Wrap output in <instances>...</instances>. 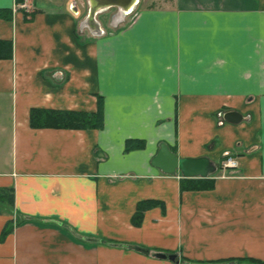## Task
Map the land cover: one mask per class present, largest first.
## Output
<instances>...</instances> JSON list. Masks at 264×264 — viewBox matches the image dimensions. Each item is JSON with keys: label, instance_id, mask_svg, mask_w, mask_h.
Returning <instances> with one entry per match:
<instances>
[{"label": "crops", "instance_id": "0c3cea01", "mask_svg": "<svg viewBox=\"0 0 264 264\" xmlns=\"http://www.w3.org/2000/svg\"><path fill=\"white\" fill-rule=\"evenodd\" d=\"M24 1L0 0L12 11L0 39L13 42L0 59V187H14L16 211L0 213V233L20 221L0 264L264 261V0H160L108 32L99 22L102 34L79 24L81 0ZM98 96L103 129L30 125L33 107L91 112ZM232 110L240 122L224 119ZM129 138L146 145L125 151ZM161 141L237 165L181 190L180 173L151 164ZM144 199L165 212L135 226Z\"/></svg>", "mask_w": 264, "mask_h": 264}, {"label": "trees", "instance_id": "16d2710c", "mask_svg": "<svg viewBox=\"0 0 264 264\" xmlns=\"http://www.w3.org/2000/svg\"><path fill=\"white\" fill-rule=\"evenodd\" d=\"M24 0H17V4L23 3ZM12 11L7 8L0 9V17L11 18ZM13 57L12 40L0 39V59H11ZM30 125L33 128H68V129H103L105 125L104 106L101 96L97 97V108L95 111L84 110H67L53 109L44 107H33L29 112ZM146 143L142 139L129 138L125 142V151L143 149ZM228 155L223 156L217 162L218 170L223 168L222 162ZM230 168V167H229ZM218 172V171H217ZM216 173L207 178H185L181 179L180 187L183 189H210L214 185ZM161 207L165 212V204L156 199L140 200L136 205L135 213L132 217V223L139 226L142 223L144 212L153 207ZM15 211L14 187H0V213L11 214ZM12 223V219L8 220L0 233V240L3 241L6 236L12 232L14 226L18 224ZM103 243L108 245L123 246L124 243L102 239ZM129 246V245H126ZM131 246V245H130ZM129 246V247H130ZM135 249L143 251L142 247L134 246ZM183 264H264V261L251 258H228L215 261H192L185 257L181 258Z\"/></svg>", "mask_w": 264, "mask_h": 264}, {"label": "water", "instance_id": "95a60500", "mask_svg": "<svg viewBox=\"0 0 264 264\" xmlns=\"http://www.w3.org/2000/svg\"><path fill=\"white\" fill-rule=\"evenodd\" d=\"M139 0H88L89 14L84 21L94 34H102L99 21L95 19L96 15L110 7H117L118 12L125 16L132 12L134 6ZM96 31V32H95ZM224 119L238 123L243 117L238 111H227L223 115ZM151 164L167 175H180L185 178H207L218 171L217 163L208 156L180 157L174 152L167 142L161 141L158 145L156 154L151 159ZM147 252L146 249H142ZM159 258H169L178 261L176 254L156 253Z\"/></svg>", "mask_w": 264, "mask_h": 264}, {"label": "rangeland", "instance_id": "374dc122", "mask_svg": "<svg viewBox=\"0 0 264 264\" xmlns=\"http://www.w3.org/2000/svg\"><path fill=\"white\" fill-rule=\"evenodd\" d=\"M82 3L79 4L81 8V12L79 14V24L84 25V21L87 18V15L89 13V3L86 0H81ZM153 4H162L160 0H139L138 3L134 6L132 12L129 14L122 16L119 12L117 13V9L113 8L105 12H100L96 15L95 19L99 22H101L103 28L108 32L113 28V25L115 27L122 26L124 23H126L129 19L130 21L134 17V12L142 7L150 6ZM122 19V20H121ZM85 29L89 30V27L84 25ZM96 32V31H95ZM223 165V162H222Z\"/></svg>", "mask_w": 264, "mask_h": 264}, {"label": "built area", "instance_id": "2783aa9c", "mask_svg": "<svg viewBox=\"0 0 264 264\" xmlns=\"http://www.w3.org/2000/svg\"><path fill=\"white\" fill-rule=\"evenodd\" d=\"M19 6L21 8H28V4L26 1H24L23 3H20ZM236 165H237V161L232 155H228L226 159L223 161V167L232 168V167H235Z\"/></svg>", "mask_w": 264, "mask_h": 264}]
</instances>
